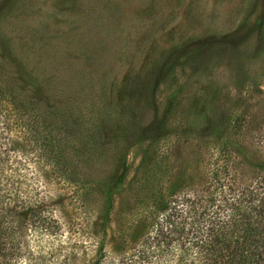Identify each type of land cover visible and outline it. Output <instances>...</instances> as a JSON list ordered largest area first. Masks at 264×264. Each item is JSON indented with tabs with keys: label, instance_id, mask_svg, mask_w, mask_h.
<instances>
[{
	"label": "rangeland",
	"instance_id": "obj_1",
	"mask_svg": "<svg viewBox=\"0 0 264 264\" xmlns=\"http://www.w3.org/2000/svg\"><path fill=\"white\" fill-rule=\"evenodd\" d=\"M0 154L31 264L163 261L173 193L228 200L220 264H264V0H0Z\"/></svg>",
	"mask_w": 264,
	"mask_h": 264
},
{
	"label": "trees",
	"instance_id": "obj_2",
	"mask_svg": "<svg viewBox=\"0 0 264 264\" xmlns=\"http://www.w3.org/2000/svg\"><path fill=\"white\" fill-rule=\"evenodd\" d=\"M8 160L9 159H6L0 154V184L4 183L0 188V191L3 192L0 194L3 197L10 198V188L7 189L9 187L7 185L14 180L11 181L10 175L6 176L2 172L4 170L6 161ZM11 170V176H16L18 174L17 168H11ZM262 178L264 179V174ZM11 185L14 186V184H10V186ZM176 195L177 193H173L171 199L169 200V203L172 204L171 207L168 206V210L170 209L169 212H166L157 222L156 230L159 231L161 228H164L167 234H149L147 237V239L157 241V243L160 245L158 246L160 247L158 248L159 251H162L165 247L168 248V257L163 261L161 258H156L157 260L155 264H220V261L223 263L224 256L231 258L233 251L229 250V238H222V236L220 238V236L217 237L213 234H209L210 230H214L216 227L221 229H227L228 227L229 229L230 226H233L234 228L237 224L236 219L238 218L235 217V214H227L224 218L222 211L224 210L225 204L229 203L228 200L223 198L222 202L216 206V209L213 210L211 209L212 205L209 204V202L211 200H215L216 197H213L212 195ZM15 197L20 199V194L16 192ZM245 202H247V200H245ZM241 203L242 200H240L239 196L234 202H231L230 205L235 210L241 207ZM41 205L42 204H40L39 207ZM199 207H203L202 212L199 213V216L202 217L199 219L202 221L200 226L197 224L194 225L195 220L193 218L198 213ZM261 208L259 212L262 213L263 210ZM31 215L36 222L45 224L47 221V215L44 214V209L42 208H35V210H32L30 213V216ZM192 228L194 230V233H192L194 234V237L188 240L186 234L189 233H187V230L191 231ZM24 235L25 234H17L13 236L10 234L6 239L10 238L12 245L7 248L5 247L6 242H4L3 234H0V264H31V261L35 258L37 261L38 256H35L32 248L29 247V243H25ZM24 244L25 246L28 244V249L24 248ZM3 248L4 250H2ZM224 248H226V251L229 250V253L227 252L228 254L226 255L225 251L223 250ZM140 251L142 250H139L138 252ZM133 255L123 254L122 261L118 262L117 264H140L136 259L131 257ZM242 255L244 257L242 258V264L258 263L261 257V253L258 252L256 247L246 250ZM159 256H161V253L157 254V257ZM143 257H147V254L144 255L143 253ZM226 262V264H230L228 259ZM92 264L106 263L102 262V257H100Z\"/></svg>",
	"mask_w": 264,
	"mask_h": 264
}]
</instances>
